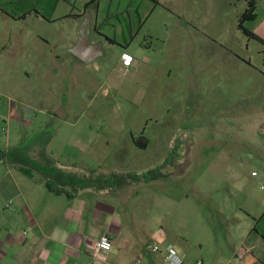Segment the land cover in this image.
I'll return each mask as SVG.
<instances>
[{"label": "rangeland", "instance_id": "obj_1", "mask_svg": "<svg viewBox=\"0 0 264 264\" xmlns=\"http://www.w3.org/2000/svg\"><path fill=\"white\" fill-rule=\"evenodd\" d=\"M246 1L129 0L132 19L138 4L146 18L128 61L117 46L90 62L40 42L41 52H27L29 39L19 51L0 47V147L74 173L123 176L128 183L79 189V198L108 212L111 227L190 247L193 261L237 259L253 226L264 227V43L238 27ZM127 2L101 0V9ZM255 2L243 25L264 39V0ZM74 6L61 1L56 14ZM36 24L22 31L37 41L57 27ZM18 165L0 160V264H16L8 238L18 221H62L74 205Z\"/></svg>", "mask_w": 264, "mask_h": 264}, {"label": "crops", "instance_id": "obj_2", "mask_svg": "<svg viewBox=\"0 0 264 264\" xmlns=\"http://www.w3.org/2000/svg\"><path fill=\"white\" fill-rule=\"evenodd\" d=\"M61 1L65 3L75 1L76 6L69 11L56 14L57 6ZM90 1L92 0H58L51 9L44 0L41 2L38 0H0L1 50L7 52L14 47L17 51L22 50V41L29 39L27 52H30L29 50L41 52L37 48L40 42V45L49 47L48 51L57 52V55L69 53L76 57L70 48L77 41L83 18L89 15V40L93 44L101 42L103 53L100 56L106 54V51L114 46L123 48L121 55H127L125 50L133 39L129 38L130 35L134 36L137 27L146 18L141 12L140 4L133 9L136 13L134 21L133 16H130L131 3L129 0L123 10H119V7L115 9L108 7L103 11L101 0H95L85 7ZM32 9L37 10L38 13ZM44 13L48 14L49 18ZM119 14L120 16L126 15L128 19L112 22L110 18H118ZM68 19L71 20L70 27L65 23ZM38 20H44L57 26L51 38L41 36V39L37 41L33 40L30 34L22 31V24L30 28L36 26ZM124 29L127 30L128 36H124ZM105 35L113 36L116 42H109ZM90 190L88 189L87 192L91 193L94 188ZM78 192L69 198L73 200L74 205L68 206L62 221L55 222L46 217L41 222L31 221L32 224L28 220L18 221V229L8 238L17 246L14 254L16 264H163L164 245L165 247L173 246L183 259V264L195 263L196 260L193 261L189 257L190 247L183 246L180 253L179 248L166 239L158 237L157 241L160 243L155 239L148 240L146 232L141 228H126L118 225L111 227L110 214L97 208L90 209L79 198L81 194ZM87 216L92 219H87ZM252 230V233L245 236L240 248L234 249L233 252L238 256L237 259L229 257L218 262L214 261L213 264H264V238L262 237L264 227L259 228L258 231L253 227ZM102 234L109 237L111 248L95 252L94 242ZM153 246H158V249H153ZM8 247L5 245L6 249Z\"/></svg>", "mask_w": 264, "mask_h": 264}, {"label": "trees", "instance_id": "obj_3", "mask_svg": "<svg viewBox=\"0 0 264 264\" xmlns=\"http://www.w3.org/2000/svg\"><path fill=\"white\" fill-rule=\"evenodd\" d=\"M27 1V0H25ZM47 2L52 9L58 0H44ZM95 0H92L86 3L85 7H88L92 4ZM158 1V0H154ZM41 2V0H38ZM256 2L255 0H247L246 7L243 12L240 14L238 27L249 37L255 38L260 42L264 43V39L260 37L258 34L253 32L252 30L248 29L243 25L245 20H252L256 17ZM35 13H38L37 10L32 9ZM45 14V13H44ZM47 18H49L48 14H45ZM140 25L137 27V29ZM105 38L111 42L115 43V38L113 36L105 35ZM132 39V35L129 37ZM138 145L145 147L146 141H136ZM25 153L19 146L2 148L0 147V160H5L8 163L14 162L18 163L17 170L27 176L29 179L33 181H43V184L46 188L51 191L52 193L59 195L64 194L67 198H71L78 192L79 189H86V188H94V189H102L108 188L113 186L122 185L124 183H128L127 178H123V176L116 175V173L110 174H97L91 170L89 174L83 173H74L70 171H66L62 168H59L52 163H43L39 164L35 162L33 159L24 155ZM18 159V160H16ZM22 161V162H21ZM32 166L31 168L26 166ZM33 171H36L39 174V178H36ZM137 178H140L137 176ZM261 215V217H263ZM260 217V218H261ZM256 231H258L256 226H253ZM262 234V233H261ZM264 238V235L262 234Z\"/></svg>", "mask_w": 264, "mask_h": 264}, {"label": "water", "instance_id": "obj_4", "mask_svg": "<svg viewBox=\"0 0 264 264\" xmlns=\"http://www.w3.org/2000/svg\"><path fill=\"white\" fill-rule=\"evenodd\" d=\"M89 33L90 17L87 15L80 28L77 41L70 48L72 54L84 62L94 61L103 53L101 42L91 43Z\"/></svg>", "mask_w": 264, "mask_h": 264}, {"label": "built area", "instance_id": "obj_5", "mask_svg": "<svg viewBox=\"0 0 264 264\" xmlns=\"http://www.w3.org/2000/svg\"><path fill=\"white\" fill-rule=\"evenodd\" d=\"M123 57H126L125 61H128L129 57H127V55L123 54ZM110 248L111 241L106 234L100 235L94 242L95 252L109 250ZM153 249H158V246H153ZM163 264H183V259L178 255L176 249L173 246L167 245ZM194 264H202V260L198 259Z\"/></svg>", "mask_w": 264, "mask_h": 264}]
</instances>
